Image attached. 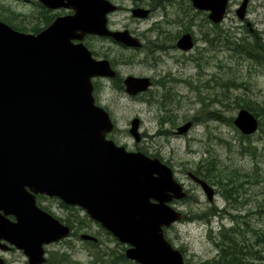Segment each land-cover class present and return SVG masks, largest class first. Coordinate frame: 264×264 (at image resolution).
Masks as SVG:
<instances>
[{"label":"water","instance_id":"95a60500","mask_svg":"<svg viewBox=\"0 0 264 264\" xmlns=\"http://www.w3.org/2000/svg\"><path fill=\"white\" fill-rule=\"evenodd\" d=\"M37 1L48 10L70 13L37 34L0 20V250L17 249L29 264H45V247L69 236V227L38 206L37 195H46L84 209L128 246L126 257L135 263L187 264L165 237V228L185 218L171 206L187 198L185 187L159 158L128 151L110 138L116 125L94 95V79L113 80L118 73L110 60L95 58L85 39L111 38L132 48H140V40L129 30L108 27L109 15L120 10L110 0ZM190 1L213 23L224 21L229 0ZM248 2L238 10L241 20ZM149 13L132 11L140 19ZM177 46L191 50L192 35H184ZM124 85L136 97L148 91L151 81L128 76ZM140 124L135 118L129 130L138 143ZM234 125L252 136L259 131V118L241 109ZM191 127L185 123L177 134ZM190 176L213 202L214 188ZM0 264H5L1 255Z\"/></svg>","mask_w":264,"mask_h":264},{"label":"rangeland","instance_id":"374dc122","mask_svg":"<svg viewBox=\"0 0 264 264\" xmlns=\"http://www.w3.org/2000/svg\"><path fill=\"white\" fill-rule=\"evenodd\" d=\"M110 1L125 8L150 3V0ZM36 2L0 0V4L15 15L12 16L9 11L1 12L4 16L18 15L15 23L20 25L23 22L28 30L38 22L43 27L42 20L37 18ZM239 2L242 0H232L227 17L219 28H215L204 13H197L194 8H190L186 0H173V5L172 2L167 3L146 20H137L126 11L109 15L108 27L111 30H129L136 37L142 38L144 45L148 46L146 50L128 49L107 38L90 36L85 39L96 59L106 58L110 62L114 59L116 70L122 78L135 76L169 80L167 88L170 93L167 95L165 89L153 86L149 93L135 98L119 90L114 79L96 78L93 81L94 95L97 104L110 113L116 125L111 139L117 145L125 146L128 151H140L149 157L161 159L174 170L177 180L186 186L187 198L171 204L186 219L167 229L165 237L183 253L187 264H207L209 260L217 259L215 237L223 229L234 226L238 221L237 216L243 218L240 223H249L250 231L256 228L264 232V129L252 135L250 142L257 147V155L253 156L242 150L241 133L229 123L231 118L233 122L236 119L241 110L237 104H242L243 100L264 105V65L236 53V49L244 44L242 39L253 41L248 33L251 29L260 34L264 43V0L251 1L247 14L248 22L251 23L249 27L234 12ZM184 11L189 12V17L182 14ZM53 12L59 15L69 13L66 10ZM24 15H27L26 18ZM154 26L156 29L150 32ZM158 27L169 30L173 35L190 27L197 39L195 48L187 54L176 48L166 53L157 51L154 55L157 62L154 65L148 49L158 38ZM214 38L217 42L210 43ZM177 43L176 39L172 42L173 45ZM150 96L152 98L148 101ZM164 96L168 97V103ZM161 102L166 103L167 109L161 107ZM135 118L141 120L142 139L139 143L129 132ZM193 121L195 124L186 134H177L178 127ZM212 158L217 160L222 175H231L236 171L239 173V182L248 180L246 173L250 176V183L244 186L248 192L242 193L243 199L239 203H229L221 186L211 184L215 189V198L214 202H209L201 187L189 178L188 173L197 176L196 167ZM57 204L46 203L55 215L65 217ZM211 208L228 212L210 218ZM200 214L203 216L198 217ZM82 234L97 238L98 241L93 242L96 245L80 238L57 242L48 248L52 263L102 264L100 258L104 254L106 261L113 260L112 263L118 264L112 256L125 251L123 244L108 235L94 221L82 229ZM249 235L254 237L252 232ZM260 252L263 258L257 263L264 264V251ZM61 254H66L65 261L60 259ZM5 258L9 264L27 262L23 252L17 250L9 252Z\"/></svg>","mask_w":264,"mask_h":264},{"label":"trees","instance_id":"16d2710c","mask_svg":"<svg viewBox=\"0 0 264 264\" xmlns=\"http://www.w3.org/2000/svg\"><path fill=\"white\" fill-rule=\"evenodd\" d=\"M161 4V0H150V5L159 6ZM36 6L38 8L36 11L37 18L38 20H42L44 25L43 27H41V24L38 22L36 26L28 30L22 24L23 22H21L20 25L16 24L15 22L16 20H18V15L16 17L4 16L1 11H9L12 16L15 15V13L11 12L9 9H6L3 4H0V19L18 31L24 33L33 32L34 34H37L47 28L50 24H52V22L60 13L55 14L53 11L45 8L40 2H36ZM190 8H192V6H190ZM26 16L27 15H24L25 18ZM32 17H34V15ZM215 27L217 28L218 25H216ZM251 38H253V41H243V46L236 49V53L247 56L248 58L252 59L253 62L264 64V43L262 42L263 38L259 34H253ZM112 61L114 62V60ZM115 82L116 87L122 91V80L118 79ZM168 93H170V91H167L165 95H167ZM151 98L152 97L150 96L148 101H150ZM164 98H166V103H168V97L164 96ZM166 103L161 102V107L167 109ZM237 105L241 109H247L256 117H258L260 124L259 129H261V131L264 129V105L251 102L250 100H243L242 104L238 103ZM229 123L232 124V126L234 125L233 118H231V121ZM251 138L252 136H245L241 134V148L243 151L255 156L257 155V147L252 145V143L250 142ZM217 167L218 163L216 159L212 158L209 161L205 160L196 167L195 174L205 180L208 184L221 186L222 192L224 193V196L229 203H239L240 199H243L242 193L246 194L248 192V188L244 186L250 183V176L246 173L245 177H249L248 180L239 182L237 180L239 177V173L234 171L231 175H222L223 171L220 170L219 167V169ZM209 212V217L212 218V216L217 217L218 214H221L222 212H228V210H223L222 212H220L218 208H211L209 209ZM202 216L203 214L198 215V217ZM237 217L238 221L237 223L235 222L234 226H232L230 229H223L219 233V235L215 237V244L218 250L217 259L215 258L213 261L211 260L212 262L209 260L207 264H258L257 262L262 260L263 257L261 256L260 251H264V232L256 228H253L250 231L249 223L243 221L242 223H240V220H242L243 218L240 216ZM242 229H246V231ZM249 232H252L255 238L251 237L249 235ZM107 234L110 235L109 233ZM112 257V259L117 261L118 264H133L129 259H127L125 251L118 255L115 254ZM60 259L62 261H65L67 259L66 254L61 256ZM100 259V262L102 264H116L111 262L113 260L106 261L104 258V254ZM49 264H53L51 258H49Z\"/></svg>","mask_w":264,"mask_h":264},{"label":"flooded vegetation","instance_id":"af4514ba","mask_svg":"<svg viewBox=\"0 0 264 264\" xmlns=\"http://www.w3.org/2000/svg\"><path fill=\"white\" fill-rule=\"evenodd\" d=\"M162 1V4L161 5H159V6H153V5H150V3H148V4H146V6L145 5H134L133 6V8H125V7H123V6H119L120 7V10H118L117 12H121V11H126L127 13H131L132 14V11H133V9H136V8H145V9H148L149 11H150V13H149V15L146 17V18H144V19H140V18H135V17H133V14H132V17L133 18H135V19H137V20H146V19H148V18H150L152 15H154L159 9H162V8H164L165 6H166V4L167 3H171L172 2V5H173V0H161ZM187 2H189V5L190 6H192V8H194L193 7V5H192V2L190 1V0H186ZM230 1V3H229V7H228V10H227V12L230 10V7H231V4H232V0H229ZM251 1L252 0H249V2H248V6H247V10H246V13H245V19L244 20H241L240 19V17H239V12H238V10H239V8L241 7V5H242V3L244 2V0H242V2H239L238 3V9H236L234 12L236 13V15L238 16V18L242 21V22H244V23H246V27L248 26H250L251 25V23L250 22H248V16H247V14H248V12H249V6H250V4H251ZM195 9V8H194ZM196 10V12L198 13V12H202V13H204L205 15H206V17L208 18V20H209V13L208 12H204V11H200V10H197V9H195ZM116 12V13H117ZM182 14H184L186 17H189V12L188 11H184V12H182ZM226 18V17H225ZM210 21V20H209ZM212 24H213V26L215 27L216 25H218V27L217 28H219V25L220 24H215V23H213L212 21H210ZM183 24V23H182ZM216 28V27H215ZM156 29V27L154 26L153 28H151V30H150V32H153L154 30ZM125 30H127V29H125ZM125 30H113V31H125ZM157 35H158V38L154 41V45H152L149 49H148V55H152L153 56V58H152V60H153V62H154V65L156 64V62H157V58H155V54H156V52L157 51H163L164 53H166L167 51H169V50H173V49H179L178 48V46L175 44V45H173L172 44V42H173V40H175L176 39V41L178 42L184 35H186V34H191L192 35V40H193V43H194V47L191 49V50H189V51H192L194 48H195V46H196V36H195V34H194V31L192 30V29H190V27L189 28H185V29H183L182 30V32H180L179 34H176V35H173L169 30H165V29H163L162 27H158L157 28ZM130 32V31H129ZM131 33V32H130ZM249 33V35H250V37L252 36L251 34H259V33H257L256 31H253V29H251V32H248ZM131 35H133L132 33H131ZM260 35V34H259ZM134 37H136L135 35H133ZM90 37V36H89ZM136 38H138L139 40H140V42H141V47L140 48H132V47H127V46H125V45H123V44H121V43H118V42H116V41H114L113 39H111V38H107V39H111V40H113L115 43H117V44H120L122 47H125V48H128V49H134V50H139V51H141V50H146L147 48H148V46L147 45H144V43H143V41H142V38H140V37H136ZM244 40H246V39H242V41H244ZM212 41H214V44H215V41L217 42V39L216 38H214V39H212V40H210V43L212 42ZM179 50H181V49H179ZM182 52H184L185 54H187L189 51H183V50H181ZM112 60H114V59H111V64H112V67L116 70V64L117 63H115V62H113ZM201 59H199L198 61H200ZM264 65V64H263ZM201 66V64L198 66V67H200ZM117 71V73H118V77L116 78V79H114V82L116 81V80H118V79H120V80H122V84H123V90L122 91H124L125 93H126V91H125V85H124V80L128 77H125V78H122L121 76H120V73L118 72V70H116ZM149 79H150V81H151V86H150V88L148 89V91H146L144 94H147V93H149L150 92V90L152 89V87H153V85L154 86H157L158 88H161L162 90H166V93H167V91H169L168 90V88H167V81H169L167 78L165 79V78H163L162 80H154V79H152L151 77H148ZM174 81V80H173ZM153 84V85H152ZM127 94V93H126ZM143 93L142 94H140V95H144ZM128 95V94H127ZM140 95H138V96H136V97H139ZM130 97H132V96H130ZM135 97V98H136ZM195 124V122L193 121V125ZM181 127V126H180ZM179 128V127H178ZM178 128H177V130H178ZM176 133V132H175ZM188 176H189V178L196 184V185H198V186H200L199 184H197L195 181H194V179H192V177L190 176V173H188ZM183 186L185 187V190L187 191V188H186V186L183 184ZM36 199H37V203H38V206L42 209V210H44L45 212H47V213H49V214H51L54 218H56V219H58L63 225H65V226H67V227H69V231H70V233H69V236L67 237V238H65V239H62L61 241H59L58 243H62V242H65L66 240H73V239H78V238H80V239H82L83 241H86L87 243H91V244H93V242H97V241H92V240H87V239H84L83 238V236H86V235H89V236H92V235H90V234H82V235H80V232L82 231V229H84L86 226H88L89 227V222H93L91 219H90V217L87 215V213H86V211L84 210V209H82L81 207H79V206H72V205H67V204H65L62 200H60L59 198H57V197H49V196H46V195H37V197H36ZM49 202H57L58 204H57V207L60 209V210H62V212H64L65 213V217L64 216H57V215H55L54 214V212L52 211V209L50 208V207H48L47 205H46V203H49ZM82 214H84V217L82 216ZM12 219V218H11ZM108 233V232H107ZM58 243H53V244H50V245H47L46 247H45V249H46V257H47V262L45 263V264H49V254H50V251H49V247H51V246H54V244H58ZM89 247H90V245H89ZM128 247H126L125 246V251H126V249H127ZM15 250H17V249H11L10 251H1L0 250V255H1V257L4 259V261H5V264H9V262H8V260L5 258V255L6 254H8L9 252H12V251H15ZM18 251V250H17ZM61 253H62V251H61ZM64 254H61V256H63ZM60 262V261H59ZM26 264H29L28 262H26Z\"/></svg>","mask_w":264,"mask_h":264},{"label":"bare ground","instance_id":"6f19581e","mask_svg":"<svg viewBox=\"0 0 264 264\" xmlns=\"http://www.w3.org/2000/svg\"><path fill=\"white\" fill-rule=\"evenodd\" d=\"M229 3H230V1H229ZM228 7H229V4H228ZM227 10H228V8H227ZM226 17H227V13H226ZM225 20V19H224ZM153 85V84H152ZM154 86V85H153ZM153 88V87H152ZM145 93V92H144ZM143 93V94H144ZM190 123H192V122H190ZM192 127H193V123H192ZM197 177V176H196ZM201 179V178H200ZM203 180V179H202ZM205 181V180H204ZM214 188V187H213ZM215 190V189H214ZM214 202V201H213ZM185 216V215H184ZM186 218V217H185ZM167 239V238H166ZM131 261V260H130ZM133 262V261H132ZM138 264V263H137Z\"/></svg>","mask_w":264,"mask_h":264}]
</instances>
